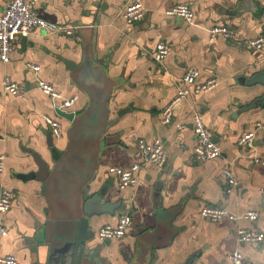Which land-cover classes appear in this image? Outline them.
<instances>
[{
  "label": "crops",
  "instance_id": "0c3cea01",
  "mask_svg": "<svg viewBox=\"0 0 264 264\" xmlns=\"http://www.w3.org/2000/svg\"><path fill=\"white\" fill-rule=\"evenodd\" d=\"M6 2L0 0V17ZM126 2L36 0L32 9L39 18L75 28L74 36L35 29L25 37L24 46L22 37L16 38L9 62H0L2 184L13 194L2 217L7 234L0 236V256L12 255L18 264H43L45 249L40 243L31 245L37 230L64 237L67 201L79 200L81 206L85 200L81 188L73 189L76 178L70 167L60 165L71 124L58 113L84 112L92 93H108L106 127L97 154L91 152V167H84L85 156L78 159L79 169L90 179L89 195L102 192L106 204L122 205L112 216L95 215L89 220L99 249L93 264H137L136 257L139 264H229L233 250H239L249 264H264V239L238 243L236 233L240 228L264 238V132L256 133L251 147L237 145L243 133L264 125V109L252 106L264 95V88L241 83L264 74V48L253 50L221 36L208 41L214 26L229 28L238 42L264 35V0H141L143 19L132 25L121 15ZM176 4L191 8L190 23L165 16V10ZM160 43L169 51L156 63L152 56ZM84 51L91 68L86 72L80 68ZM31 66H39V72ZM188 69L199 71V82L216 79L218 85L198 95L186 87L170 124L163 125L162 109L175 97ZM5 76L18 86L16 96L4 92ZM36 78L65 99L75 97V102L61 108L59 101L37 88ZM194 115L221 152L203 164L192 159ZM43 116L60 123V139L51 134ZM155 139L163 143L165 165H146L135 174V186L119 190L108 169L140 163L137 141ZM223 169L233 171L237 187L230 189L220 178ZM29 174L34 178L26 179ZM206 206L233 214L254 211L258 217L253 222L213 223L199 216ZM91 210L97 212V205ZM124 214L131 219L125 235L100 242L98 229L115 225Z\"/></svg>",
  "mask_w": 264,
  "mask_h": 264
},
{
  "label": "built area",
  "instance_id": "2783aa9c",
  "mask_svg": "<svg viewBox=\"0 0 264 264\" xmlns=\"http://www.w3.org/2000/svg\"><path fill=\"white\" fill-rule=\"evenodd\" d=\"M36 0H7L0 17V62L7 64L10 60L13 44L18 37H27L35 29L42 30L48 34H59L66 37L74 36L73 27L57 26L46 22L39 18L33 11L32 6ZM167 17H176L190 23L194 18V13L186 4H176L171 6L164 12ZM123 20L128 25L136 24L143 19L144 10L141 0H127L121 12ZM221 36L224 39L236 42L240 46H246L253 50H261L264 48V35L256 38H246L238 42L236 33L227 27L214 26L209 30L208 41L212 42L216 37ZM168 48L164 44H157L155 52L152 56L156 63H161L168 54ZM34 73L39 72V66L30 67ZM199 71L196 69H188L180 80L181 87L178 88L175 97L170 103L162 109L161 122L168 125L173 116V109L187 94L186 87H191L193 94H201L207 92L218 85L216 79H209L206 82H199ZM37 79V78H36ZM37 88L50 98L57 100L61 104V108H69L76 100L75 97L65 99L59 92L54 90L49 84L37 79ZM2 88L8 95L16 96L18 86L9 77L2 79ZM44 122L49 126L51 134L56 139H60L63 130L60 123L48 116L42 117ZM182 126H179L181 129ZM192 130L194 134V145L192 148V159L194 162L203 164L205 162L218 158L221 154L218 144L210 136L209 131L203 124L198 115L193 116ZM258 131L264 132V125H257L252 131L243 133L237 140V145L242 148L251 147ZM137 148L141 154V162L131 165L129 168L121 166H113L108 169V173L113 175L117 180L119 190L135 186L137 183L136 173L141 171L146 165H152L156 168H162L166 162V155L163 143L159 139H155L150 143L144 140L137 141ZM5 155L0 153V236L4 237L7 230L2 223V217L9 211L13 194L2 184L4 174ZM256 163H262L255 159ZM220 178L224 180L230 189L238 186L236 177L230 169H223L220 172ZM230 189L227 191L229 192ZM264 196V189L261 190ZM201 219L209 222H219L227 220L234 223L240 220L256 221L258 214L254 211H248L241 214H233L225 208L215 206H206L199 211ZM131 226V219L128 214L120 216L115 225H103L98 229L97 239L100 242H109L121 239L128 228ZM238 243H258L262 242L263 235L255 231H246L238 228L236 230ZM229 264H249L244 260L243 254L239 250H233L228 256ZM0 264H18L16 258L12 255L0 256Z\"/></svg>",
  "mask_w": 264,
  "mask_h": 264
},
{
  "label": "water",
  "instance_id": "95a60500",
  "mask_svg": "<svg viewBox=\"0 0 264 264\" xmlns=\"http://www.w3.org/2000/svg\"><path fill=\"white\" fill-rule=\"evenodd\" d=\"M27 43L25 37L21 38V45ZM83 58L80 63L82 72L90 71V60L86 51L83 52ZM247 87L260 85L264 88V74H256L249 80L241 81ZM108 93L93 94L89 96V104L84 112L68 113L59 112L61 118L66 119L71 127L68 130V148L60 160V165L70 167L69 173L76 178L74 190L81 188V196H84L85 202L80 206L79 200L71 199L67 201V215L64 222V237H58L56 231L47 234L45 230H37L36 238H33L31 245L40 243L45 249L43 264H93L99 255V249L94 244V238L89 229V220L93 216L114 215V212L120 206L106 204L103 200V193L89 195V181L87 173L79 169L78 159L85 156L84 167L92 164L91 152L97 154L99 142L103 140L106 127ZM253 107L264 109V95L254 101ZM124 112V110H121ZM119 112L121 114L122 112ZM61 166V167H62ZM86 168V169H87ZM68 170V169H67ZM34 174H29L26 179H33ZM98 207L97 212H92V205ZM113 207H117L113 209ZM62 214V212L60 211ZM139 259V257H138ZM136 257V262L138 260Z\"/></svg>",
  "mask_w": 264,
  "mask_h": 264
}]
</instances>
